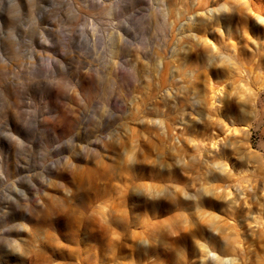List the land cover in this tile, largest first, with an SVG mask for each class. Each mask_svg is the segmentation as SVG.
I'll use <instances>...</instances> for the list:
<instances>
[{"label": "clouds", "instance_id": "clouds-1", "mask_svg": "<svg viewBox=\"0 0 264 264\" xmlns=\"http://www.w3.org/2000/svg\"><path fill=\"white\" fill-rule=\"evenodd\" d=\"M40 7L0 29V249L20 264H101L83 255L87 230L103 264L152 251L264 264V0Z\"/></svg>", "mask_w": 264, "mask_h": 264}, {"label": "rangeland", "instance_id": "rangeland-1", "mask_svg": "<svg viewBox=\"0 0 264 264\" xmlns=\"http://www.w3.org/2000/svg\"><path fill=\"white\" fill-rule=\"evenodd\" d=\"M46 0H0V29H7L9 23V15H17L19 17V22L21 24H27L28 17H29V6L30 3L35 6L36 14L39 15L42 12L40 5L45 3ZM144 4V0H135V8H142ZM184 4V0H166V6H175L179 7ZM10 5H15L14 8H10ZM131 10V9H130ZM139 12H136L135 15H139ZM223 26L225 28L226 34L229 28H232L233 31L235 29V18H225L223 21ZM212 39H218L215 36H210ZM198 62V58L196 55H191L188 57V64L194 65ZM238 99L244 100L246 96L244 94V90L242 89L238 95ZM211 108V104H209ZM196 130V134H200V132L204 131L203 127L200 125H194ZM9 131L6 127L0 126V151H2L3 142L6 133ZM15 131V129H12ZM190 132L193 129H189ZM37 140H39V136H37ZM131 155V154H130ZM150 170L146 167L141 166L138 169V174L142 175L144 178H147V174ZM154 172V170H152ZM173 176L176 179H180L178 170H174ZM86 182V181H85ZM147 194L153 195L150 190H146ZM95 198L90 193H82L78 197V203L81 207H87L89 203H91ZM131 207V204H130ZM162 213L164 209L161 210ZM116 213L119 216H123L122 209H116ZM202 223H209L210 221L207 217L202 219ZM66 229L64 228L63 221L57 222V235L60 237L61 241L64 243H71V240L65 234ZM113 238H116V233H112ZM80 246L84 250L83 255L87 258V261L91 262L96 259L97 255L99 254V258L101 264H103V249H102V241L98 233L88 232L87 230L81 234L80 237ZM50 251V250H49ZM55 259L58 260H68L70 257L67 253L55 254ZM154 258V259H153ZM137 261L140 264L141 261L146 262V264H170V257L166 254H163L162 251H152L149 253L148 256L141 257L139 253H137ZM0 264H20V261L15 258L9 256L6 252L0 249Z\"/></svg>", "mask_w": 264, "mask_h": 264}]
</instances>
